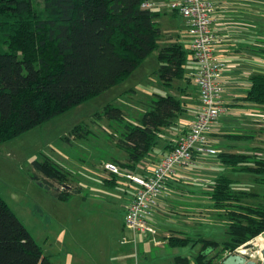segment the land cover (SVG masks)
I'll list each match as a JSON object with an SVG mask.
<instances>
[{
	"label": "trees",
	"instance_id": "trees-1",
	"mask_svg": "<svg viewBox=\"0 0 264 264\" xmlns=\"http://www.w3.org/2000/svg\"><path fill=\"white\" fill-rule=\"evenodd\" d=\"M143 1L43 0L39 10L33 0H0V144L121 83L153 50L158 51L157 72L164 85L186 79L188 51L177 41L160 46V12L141 8ZM245 100L264 106V73L250 76ZM148 106L138 123L126 122L122 110L110 103L95 114L123 125L117 145L127 157L115 163L129 171L153 148L162 128L183 112L172 93L155 94ZM89 133L85 123L72 129L75 136ZM250 150L218 153L223 164L250 173L259 186L246 189L225 175L214 180L210 196L226 219L223 253H233L264 232V156L258 152L262 149ZM31 163L37 171L32 178L46 184L56 198L68 200L76 192L69 172L52 160ZM48 179L69 187L54 190ZM186 241L169 238L173 245ZM217 244L204 240L205 249L193 264H216L207 252ZM0 264H53L1 196Z\"/></svg>",
	"mask_w": 264,
	"mask_h": 264
},
{
	"label": "rangeland",
	"instance_id": "rangeland-1",
	"mask_svg": "<svg viewBox=\"0 0 264 264\" xmlns=\"http://www.w3.org/2000/svg\"><path fill=\"white\" fill-rule=\"evenodd\" d=\"M33 3L39 10L43 8V0H33ZM166 22L158 23L164 31L159 44L163 45L166 36L172 33L179 37V42L187 50L192 35L187 31L183 17L169 16ZM157 52L153 50L114 88L0 144V196L43 252L51 256L53 264H159L171 250L176 252L187 247V251L194 253L191 244L155 251L150 248L154 242V239L153 242L150 240L154 235L150 234H145L140 243L133 230L123 224L124 207L132 192L128 179L104 169L105 163L120 162L125 158L124 151L116 144L123 125L105 117L98 118L95 114L110 103L122 110L126 122L138 123L143 112L149 109L152 93L165 94L169 90L157 72ZM189 58L187 52L185 71L190 68L187 65ZM188 85L194 94L191 82ZM147 88L154 91L149 93ZM81 123L90 130L86 137L72 134L74 126ZM259 123L255 129H248L247 133L252 135L247 142L250 146L241 144L239 153H251L250 149L256 148L262 149L258 152L264 156V115ZM160 141L153 146L158 148ZM44 159H50L67 170L70 186L73 189L79 187L80 192L73 193L68 200L58 199L46 184L33 179L32 175L37 171L32 160ZM116 165L120 171L128 172ZM215 169L219 174L239 177L240 185L246 189L259 187L250 173L236 172L225 164H219ZM41 178L39 175L38 179ZM48 180L54 187L63 189L56 181ZM207 214L210 218L215 216V212ZM218 227L209 222L204 234L219 237Z\"/></svg>",
	"mask_w": 264,
	"mask_h": 264
},
{
	"label": "crops",
	"instance_id": "crops-1",
	"mask_svg": "<svg viewBox=\"0 0 264 264\" xmlns=\"http://www.w3.org/2000/svg\"><path fill=\"white\" fill-rule=\"evenodd\" d=\"M212 1L215 4V11L211 28L213 33L220 39L213 46L214 57L223 60L225 63L221 72V84L223 87L221 100L225 111L219 115L208 136L211 146L216 150L215 153L195 155L192 163L187 167H175L166 182L167 192L159 196L157 207L149 215L150 222L156 228V233H147L154 235L150 239L152 242L154 239L153 245L150 246L151 249L155 251L160 249L163 252L168 246H188L189 244H191V249H194L193 254L187 251V247L176 252L171 250L159 264H193L194 258L205 249L203 247L204 240H212L218 243L215 248L207 252L208 258L215 256L220 250L224 249L223 243L227 239L226 219L223 215H220L221 211L214 208L213 200L210 196L214 180L222 175L215 169L219 164H223L218 158V153H237L239 151L238 148H241V144H245L247 147L250 146L247 142L252 135L247 133L249 132L248 129H255V127L259 126L260 123L258 124V122L262 121L264 115L263 105L245 100L250 87V76L257 72L264 73V1ZM155 10L160 12L156 19L157 24L159 22L167 23V17L178 15L168 9ZM161 31L163 36L164 31L162 28ZM166 37L167 41L164 44L174 41L179 42V37L174 36L172 33H169ZM187 50L190 53L189 63L187 64L190 68L185 71V76L188 78L190 73L196 69L197 64L192 57L190 43ZM187 78L183 81L173 80L172 87H168L169 90L166 92L172 93L180 99L183 112L174 119L172 124L162 128L158 138V140L161 139L160 145H157L158 148L153 146L136 163L134 170L129 171L124 168L126 171L141 176L149 175L165 152L177 142L180 136L188 131L189 125L199 111L200 103L197 87L190 77ZM175 82H177L176 85L174 84ZM190 82L194 89V94L189 89L188 83ZM147 89L149 93L154 91L152 88ZM152 94L153 97L159 93L153 92ZM232 133L251 135V137H229L228 134ZM114 135L116 134L114 133ZM126 157L125 153V158L121 162L125 161ZM233 179L238 181L239 177H234ZM237 184L239 185L238 182L235 185L237 186ZM128 187L132 192L126 200L125 211L134 195V187L129 180ZM61 188L64 187L61 186ZM53 189L62 190L59 186H55ZM72 190L80 192L79 187H76V189L72 188ZM210 212H215V216H211L212 219L207 214ZM209 222L216 223L219 226L218 231L221 233L219 237L213 238L204 234L205 227ZM136 236L142 243L144 236ZM170 237L187 238V241L183 244L173 245L169 242ZM257 240V246L261 247L263 241L259 237ZM245 253L246 255H252L249 251ZM224 254L228 253L225 251ZM46 255L51 258L49 254Z\"/></svg>",
	"mask_w": 264,
	"mask_h": 264
},
{
	"label": "built area",
	"instance_id": "built-area-1",
	"mask_svg": "<svg viewBox=\"0 0 264 264\" xmlns=\"http://www.w3.org/2000/svg\"><path fill=\"white\" fill-rule=\"evenodd\" d=\"M141 8L168 9L182 16L187 31L192 35L190 51L197 67L190 73L199 93V111L188 131L157 162L149 175L141 176L122 172L115 163L107 162L104 168L110 173L124 176L134 187V195L127 205L124 225L138 236L156 233L149 220L158 205L160 195L167 192L166 182L175 167H187L195 155L215 153L209 132L219 115L225 111L221 100L223 87L221 72L223 60L214 57L213 46L220 39L213 33L211 24L215 11L212 0H144Z\"/></svg>",
	"mask_w": 264,
	"mask_h": 264
},
{
	"label": "water",
	"instance_id": "water-1",
	"mask_svg": "<svg viewBox=\"0 0 264 264\" xmlns=\"http://www.w3.org/2000/svg\"><path fill=\"white\" fill-rule=\"evenodd\" d=\"M63 187L69 186L63 184ZM259 238L263 241L261 247L257 246L258 240L255 238L241 245L234 253L224 254L220 250L215 254L214 261L216 264H264V232L259 234ZM246 251L252 255H246Z\"/></svg>",
	"mask_w": 264,
	"mask_h": 264
}]
</instances>
